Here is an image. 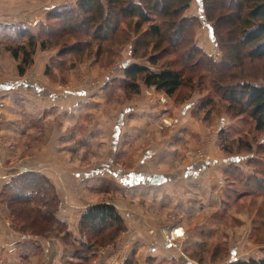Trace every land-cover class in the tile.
<instances>
[{
  "label": "rangeland",
  "instance_id": "rangeland-1",
  "mask_svg": "<svg viewBox=\"0 0 264 264\" xmlns=\"http://www.w3.org/2000/svg\"><path fill=\"white\" fill-rule=\"evenodd\" d=\"M75 2L76 0H55L53 6L71 8ZM49 10L42 21L30 23L31 26L38 27L36 32L40 34L38 40H42L47 24H53L52 19L46 18ZM200 12L197 0H191L184 15L187 18H194V21L185 28L186 40L187 45L195 44L209 57L210 61L203 59V67L211 68L210 65L213 67L220 61L222 52L216 46L207 24L200 18ZM147 26L140 28L137 37L133 32L126 31L125 38L122 34L125 30H119L109 41L102 43L92 38L91 31L87 32L82 26L79 31L58 36L54 48L42 50L51 54L44 75L49 83L54 84L55 90L60 92L66 90L72 80H76L82 87L89 89L90 98L94 97L93 101L90 99L87 110L84 109L77 119L78 123L72 125V130L68 133L72 147L67 150L79 161V165H83L82 167L87 168L90 173L93 172L89 189L96 190L93 193L100 191L104 198L107 197L96 203L111 202L109 199L111 195L124 196L126 189L116 180L123 184L124 181L127 183V180L117 176V170H135L147 175L152 172L165 174L174 181L184 182L186 188H183V192L194 187L202 189L203 197L196 195L199 201H193L195 204L192 210L203 206L206 204L204 200H208L209 209L213 206L217 208L210 210L206 215L199 214L198 219L206 221L201 219L206 217L215 224H222L226 232L217 231L218 241L214 240V246L216 244L217 246L215 248L212 245L208 250L212 253V249L215 248L217 254L215 258H209L210 253L193 256L198 264H223L232 259L264 257V177L258 175L264 168V130H256L253 120L247 115L235 116L227 102L221 98L218 87L213 88L205 76L199 78L200 72L185 70L182 86L169 97L153 87L143 85L140 77L138 92L127 90L124 86L126 81L123 74L124 62L126 66L136 62L153 69L181 68L176 50L168 49L166 52L162 51L163 47L156 50L149 49V46L145 47L152 43L150 36L143 35ZM2 34L11 35L10 31H4L0 26V35ZM28 35L25 34L24 41ZM138 37L142 45L133 44ZM6 38L7 36L4 39L0 38L2 59H5L6 54H10L9 48L13 46V42L6 41ZM77 41L86 45L71 48ZM134 48H137V51H134ZM59 49H62V52L58 55ZM150 54L156 59V66L147 61ZM15 63L17 64L16 61ZM229 73L234 77L225 82L220 81L219 85L235 84L242 80L264 85V57L235 67ZM1 99L0 126L5 121L2 117ZM62 124L60 126H68V122ZM113 128H117L120 135V141L114 148L110 143L109 134L110 132L112 134ZM145 128H150L148 133ZM181 128H206L216 138L215 152L206 154L203 142L194 150L189 148L188 151L184 143V151L180 152V141H183V137L180 136ZM84 135H88L87 140L84 139ZM32 136L30 134V138ZM207 137L209 133L205 134V143ZM33 138L34 136L26 139L25 144L30 143ZM194 138L195 136L191 135L190 139ZM187 141L184 138V142ZM0 144L2 145L1 141ZM249 145L250 150L247 149ZM32 148L27 147L21 155L30 153ZM214 160L216 163L210 162ZM99 161H103L104 164L100 165ZM138 183L149 182L146 179ZM3 204L6 206L4 202ZM181 219L180 215V221ZM173 220L174 218L170 221ZM244 222H247V226L243 229L240 225ZM236 227H240L239 233L235 231ZM72 249H75V245Z\"/></svg>",
  "mask_w": 264,
  "mask_h": 264
},
{
  "label": "crops",
  "instance_id": "crops-1",
  "mask_svg": "<svg viewBox=\"0 0 264 264\" xmlns=\"http://www.w3.org/2000/svg\"><path fill=\"white\" fill-rule=\"evenodd\" d=\"M54 2L55 0H0V26L4 31L11 32L15 24H21L30 32L36 33L38 27L31 26L30 23L42 21ZM197 5L201 10L200 0H197ZM207 28L209 29L208 25ZM4 36L2 34L0 38L4 39L8 34ZM33 56V62L22 76L18 75L17 64L11 54H6L5 59L0 57V98L3 100L1 111L5 119V124L0 126V264H66V261H73L72 246L85 240L79 230L81 216L91 204L104 198L100 191L93 193L96 190L89 189L93 172L90 173L83 165H79V161L67 150L72 147V140L68 135L72 125L78 123L77 119L84 109L87 110L90 99L93 101L94 97L90 98L89 89L82 87L76 80H72L66 90H55L54 84L49 83L44 75L51 54L36 48ZM157 105L162 108L158 103ZM63 122H68V126H60ZM113 129L112 134L106 133L110 134V143L114 148L120 141V135L117 128ZM145 129L147 133L150 130ZM181 129L183 141H180V152L184 151V143L188 151L189 148L194 150L202 142L205 144L206 154L215 152L216 138L206 128ZM206 133H209V137L205 143ZM30 134L34 138L25 144L26 139L33 137L30 138ZM191 135L195 136L196 142L190 139ZM184 138L188 141L184 142ZM84 139L87 140L88 135H84ZM31 146L33 150L30 153L21 155ZM103 161L98 163L102 165ZM210 162L216 163L215 160ZM23 171L39 172L53 185L60 200L55 217L63 225L61 230L58 228L40 236L16 229L7 206L1 200V191L12 176ZM138 172L117 170V176L127 180V183L124 181L125 184L116 180L126 191H123V197L111 195L109 199L121 215L125 229L114 241L100 248L89 263L106 264L111 256L126 251L127 259L120 264H127L128 261L130 264H198L188 256L190 253L185 248L201 242V236L210 230L226 232L222 224H215L206 217L201 218L206 221H200L197 217L199 214L206 215L217 206L209 209V202L205 199L206 204L192 210L195 204L193 201H199V197H203L202 189L194 187L183 192V188H186L184 182L174 181L170 176L157 172L150 175ZM154 174H160L164 179L152 184L150 178ZM146 179L148 184L138 183ZM172 218L174 220L170 221ZM164 224L182 227L186 232V241L167 243L159 230ZM246 226L247 222L240 225L243 229ZM240 227H236L235 231ZM221 228L224 229L220 230ZM245 234L247 239V233ZM223 238L226 240L224 236Z\"/></svg>",
  "mask_w": 264,
  "mask_h": 264
},
{
  "label": "trees",
  "instance_id": "trees-1",
  "mask_svg": "<svg viewBox=\"0 0 264 264\" xmlns=\"http://www.w3.org/2000/svg\"><path fill=\"white\" fill-rule=\"evenodd\" d=\"M190 2L191 0H76L71 8H50L46 18L52 19L53 24H47L42 40H38L40 34L30 32L21 24H15L6 41L13 42L9 51L17 62L18 75L22 76L33 62L36 48H54L56 38L67 32L79 31L83 26L87 32L91 31L92 38L102 43L109 41L119 30H125L122 33L125 38L126 31L133 32L137 37L140 28L148 25L143 35L150 36L152 43L145 47L149 46L152 50L163 47L162 51L166 52L168 49L176 50L181 68L153 69L144 64L129 63L123 67L126 80L124 86L127 90L137 93L140 77L143 85L154 87L169 97L182 86L185 70L200 72L199 78L205 76L213 88L218 87L221 98L227 102L235 116L247 115L253 120L256 130H264V85L245 80L219 85L220 81L225 82L234 77L229 73L230 70L264 57V0H200L201 17L209 26L212 38L222 52L220 61L213 67L210 65L211 68L203 67V59H210L199 47L193 43L187 45L185 28L194 21V18L184 15ZM27 33L29 35L24 41ZM15 41L18 43H14ZM75 43L71 48H79L84 44L81 41ZM133 44L142 45L140 38H136ZM61 52L62 49H59L58 55ZM148 57L147 61L156 66L154 56L150 54ZM247 149L250 150L251 146ZM260 174L264 177V168L258 172L259 176ZM1 200L6 204L17 230L42 236L48 231L63 228L55 217L60 200L48 178L39 172L23 171L12 176L2 188ZM124 229L123 219L111 202L102 201L90 205L79 223L80 233L85 240L75 245L74 260L66 261V264H89L96 252L114 241ZM217 234V231L210 230L201 236V242L193 247H186L185 251L190 253L188 256L193 259L196 254H209L211 251L208 250L214 246V240L218 241ZM208 240L213 241L208 243ZM216 246L217 244L214 247ZM215 248L209 258L217 255ZM223 264H264V257L232 259Z\"/></svg>",
  "mask_w": 264,
  "mask_h": 264
},
{
  "label": "built area",
  "instance_id": "built-area-1",
  "mask_svg": "<svg viewBox=\"0 0 264 264\" xmlns=\"http://www.w3.org/2000/svg\"><path fill=\"white\" fill-rule=\"evenodd\" d=\"M160 232L162 234L163 239L167 243H172L175 241L183 242L186 239V232L182 229V227L179 226H170V225H164L160 227ZM127 259V254L121 253L119 255L111 256L106 264H120V262H123Z\"/></svg>",
  "mask_w": 264,
  "mask_h": 264
},
{
  "label": "water",
  "instance_id": "water-1",
  "mask_svg": "<svg viewBox=\"0 0 264 264\" xmlns=\"http://www.w3.org/2000/svg\"><path fill=\"white\" fill-rule=\"evenodd\" d=\"M123 66H126V62L123 63ZM163 179H164V177L162 175L154 174L150 178V183L157 184V183H160Z\"/></svg>",
  "mask_w": 264,
  "mask_h": 264
}]
</instances>
